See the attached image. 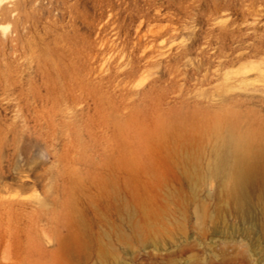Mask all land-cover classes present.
Segmentation results:
<instances>
[{
    "label": "rangeland",
    "instance_id": "obj_1",
    "mask_svg": "<svg viewBox=\"0 0 264 264\" xmlns=\"http://www.w3.org/2000/svg\"><path fill=\"white\" fill-rule=\"evenodd\" d=\"M230 127L264 147V0H0V264H264Z\"/></svg>",
    "mask_w": 264,
    "mask_h": 264
},
{
    "label": "bare ground",
    "instance_id": "obj_2",
    "mask_svg": "<svg viewBox=\"0 0 264 264\" xmlns=\"http://www.w3.org/2000/svg\"><path fill=\"white\" fill-rule=\"evenodd\" d=\"M262 137L264 138V136ZM222 141L226 156L230 161L224 167L225 180L227 181L231 194L236 195L242 191L245 183L255 175L257 171L256 161L260 154L264 152V147L263 144L255 140L252 132L239 133L235 131L234 127L228 129L227 133L222 137ZM221 164H223V161ZM30 263L49 264L41 260L30 261Z\"/></svg>",
    "mask_w": 264,
    "mask_h": 264
}]
</instances>
